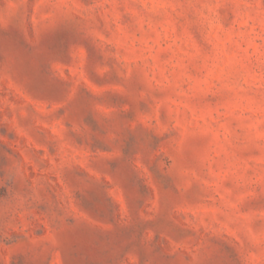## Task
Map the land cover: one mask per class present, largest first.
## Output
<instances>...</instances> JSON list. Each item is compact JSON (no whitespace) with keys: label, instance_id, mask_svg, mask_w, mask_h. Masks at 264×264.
Here are the masks:
<instances>
[{"label":"rangeland","instance_id":"1","mask_svg":"<svg viewBox=\"0 0 264 264\" xmlns=\"http://www.w3.org/2000/svg\"><path fill=\"white\" fill-rule=\"evenodd\" d=\"M0 264H264V0H0Z\"/></svg>","mask_w":264,"mask_h":264}]
</instances>
